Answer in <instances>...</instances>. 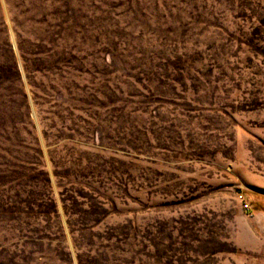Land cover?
<instances>
[{
  "label": "rangeland",
  "instance_id": "1",
  "mask_svg": "<svg viewBox=\"0 0 264 264\" xmlns=\"http://www.w3.org/2000/svg\"><path fill=\"white\" fill-rule=\"evenodd\" d=\"M0 264H264V0H0Z\"/></svg>",
  "mask_w": 264,
  "mask_h": 264
}]
</instances>
